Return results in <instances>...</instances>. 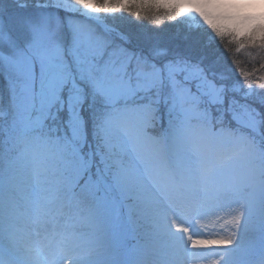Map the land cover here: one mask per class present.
<instances>
[{
  "label": "rangeland",
  "instance_id": "obj_1",
  "mask_svg": "<svg viewBox=\"0 0 264 264\" xmlns=\"http://www.w3.org/2000/svg\"><path fill=\"white\" fill-rule=\"evenodd\" d=\"M191 10L182 0H0V126L6 118L0 127V257L14 252L12 235L24 238L29 223L40 225L41 233L33 228L22 245L29 250L39 247L35 242L47 222L41 212H33L34 202L48 200V207L57 211L56 206L64 208L62 196L70 197V191L79 197L75 224L81 229L76 239L69 240L75 250L64 249L61 264H68L72 253L77 257L71 264H121L112 259L113 238L133 240L128 264H149L148 258L165 251L174 250L175 257L186 255L189 244L184 242L181 251L175 250L169 225L176 224L183 238L188 227L168 202L157 198L156 186L148 183L155 179L150 165L154 158L149 151L142 155H149L147 161L133 155L134 149L157 148L161 162L159 140L155 147L157 139L148 129L174 113L175 104L180 108L182 131L173 136L174 161L170 155L169 163L183 173L182 187L175 192L192 199L200 185L216 190L196 197L201 198L196 228L202 231V225H208L205 236L197 238V249L238 245L241 254L256 240L263 245L264 121L255 117L251 106L238 107L228 93L264 110V19L252 24L220 18L208 22ZM212 42L235 54L220 60L208 50ZM236 58L241 61L234 63ZM245 66L250 70L245 71ZM207 76H226L225 88L219 91ZM192 89L199 97L208 96L219 112L199 110L195 103L200 100L201 105L205 99L196 97ZM87 94L92 97L86 98ZM96 94L101 99H94ZM90 100L101 103L98 118L103 121L94 130L101 136L94 152L86 144L80 117L83 111L90 114L86 113ZM191 101L194 104H188ZM224 117L243 130L212 129ZM203 119L208 125L201 136L188 137L189 126L195 122L199 127ZM64 127L69 131L67 140L57 133ZM25 139L30 144L18 148ZM217 145L231 148L229 160L220 162L209 176L199 174L205 149L212 151ZM95 157L98 162H93ZM86 197L91 210L81 221L85 210L79 204ZM10 209L15 213L11 218L33 215L38 219L15 229L2 221ZM11 230L16 233L10 234ZM246 230L248 238L256 240L244 245L247 235L237 234ZM54 243L62 245V239L48 240L47 248ZM110 255L112 260L107 261Z\"/></svg>",
  "mask_w": 264,
  "mask_h": 264
},
{
  "label": "bare ground",
  "instance_id": "obj_2",
  "mask_svg": "<svg viewBox=\"0 0 264 264\" xmlns=\"http://www.w3.org/2000/svg\"><path fill=\"white\" fill-rule=\"evenodd\" d=\"M187 6H189L194 14L196 16L200 15L202 18H204L208 22H212L220 18V20H239L244 23H254L259 19H264V0H182ZM71 2L73 4V1H67ZM78 2L73 4V6H77ZM81 6V5H79ZM248 8H251L252 10H247ZM244 12H241L242 10H245ZM257 81V78L254 79ZM261 81V79H259ZM264 89V85L261 87ZM37 206H40V204H37ZM15 214L13 209H10V211L6 212V219L5 223H12L13 225H19L21 224V220H17L16 217L11 218V215ZM14 222V223H13ZM171 229L170 235H172V241L173 245L176 248H180L184 245V242H187L189 238L196 237L197 230H195V233L188 234L187 238H183L184 236L178 231L177 225H169ZM204 228H206V231H208V228L206 225H202V231L204 232ZM205 231V232H206ZM247 231V230H246ZM242 234L238 233L237 236L240 235H247L248 231ZM251 231V230H250ZM14 235H12V241L14 242L11 246L13 247V251L16 253V256L22 257V258H28L31 260L32 258L37 260L40 264L42 263L40 261L41 255L36 253L35 251H30L28 248L26 249L23 247V241L20 239H13ZM241 240L244 239V241H247V238H240ZM243 241V242H244ZM25 246V245H24ZM225 258H228V256H225ZM189 264H206L204 261L201 262H192L191 259L188 260ZM230 263V262H229ZM207 264H216V261H213L211 263ZM259 264H264L263 262H260Z\"/></svg>",
  "mask_w": 264,
  "mask_h": 264
},
{
  "label": "trees",
  "instance_id": "obj_3",
  "mask_svg": "<svg viewBox=\"0 0 264 264\" xmlns=\"http://www.w3.org/2000/svg\"><path fill=\"white\" fill-rule=\"evenodd\" d=\"M208 50L211 53H215L220 60H224L225 57H227L228 59H231L233 57V55L235 54L234 52H233L234 54H232V51H229L227 48H224L222 46H217L216 42L215 43L212 42L211 45L209 46ZM240 61H241V59L236 58L234 63H238ZM242 61L245 62L244 59H242ZM244 68H245V71L250 70V67H248V66H245ZM252 108L253 109L255 108V110L256 109L260 110L259 108H256L255 106H253Z\"/></svg>",
  "mask_w": 264,
  "mask_h": 264
},
{
  "label": "snow or ice",
  "instance_id": "obj_4",
  "mask_svg": "<svg viewBox=\"0 0 264 264\" xmlns=\"http://www.w3.org/2000/svg\"><path fill=\"white\" fill-rule=\"evenodd\" d=\"M222 243H224V244H228V243H231V241H224V242H222Z\"/></svg>",
  "mask_w": 264,
  "mask_h": 264
}]
</instances>
